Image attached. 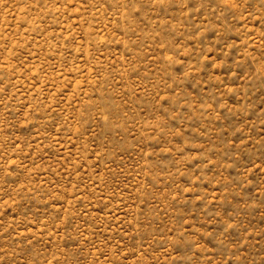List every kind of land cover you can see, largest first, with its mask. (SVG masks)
<instances>
[{"label": "rangeland", "instance_id": "374dc122", "mask_svg": "<svg viewBox=\"0 0 264 264\" xmlns=\"http://www.w3.org/2000/svg\"><path fill=\"white\" fill-rule=\"evenodd\" d=\"M0 264H264V0H0Z\"/></svg>", "mask_w": 264, "mask_h": 264}]
</instances>
